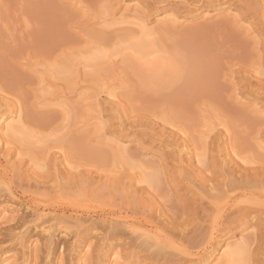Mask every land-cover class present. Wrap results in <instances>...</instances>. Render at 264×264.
<instances>
[{
  "label": "rangeland",
  "instance_id": "374dc122",
  "mask_svg": "<svg viewBox=\"0 0 264 264\" xmlns=\"http://www.w3.org/2000/svg\"><path fill=\"white\" fill-rule=\"evenodd\" d=\"M254 3L253 0H0V88L10 91L12 86L13 90L18 89L17 94H22L18 107L30 132L27 134L31 137L34 132L30 144L27 142L22 147L24 152L35 154L32 161H44L40 162L42 169L46 166L42 172L41 168L33 170L32 161H28L30 156L19 160L12 151L13 155L5 158L7 161L0 153V167L9 165L8 172L12 171L9 178L13 175L18 180V176L24 175L18 184L11 177L17 200L13 198L0 205V259L22 264L24 252L29 255L27 264H79L89 251L88 261L92 259L93 264H110L113 256L128 264H200L197 260L206 254L205 242L199 238L195 242L190 238L192 242L180 240L183 236L179 231L183 227L179 222L184 213L198 221L203 213L202 202L186 192L178 173L176 154L182 146L196 147L197 153L207 147L206 161L215 162L218 171L211 178L222 174L220 162L232 157L234 150L240 158L254 162L242 166L249 172L239 170L235 177L251 174V169H264V73L257 74L264 72V54L259 52L264 50V22L259 17L264 9L253 10ZM228 11L235 12L238 19ZM122 16L143 17L150 22L156 33L148 39L154 45L152 49L169 58L170 66L180 67L175 72L178 75L167 73L165 81L158 85L153 81L148 83L132 60L131 65L127 63L129 67L123 64L125 57L132 56V50L128 53L126 47L129 40L140 39V33L135 26L119 23ZM173 16L180 18V23L174 26L168 23ZM110 19L119 21L114 24L117 27L108 22ZM158 19L167 22L157 25ZM148 40L146 43L150 44ZM66 62H71L69 67ZM53 65L59 68L65 65L68 70L72 67V72L57 76L51 70ZM111 93L115 97L111 98ZM117 141L128 151L116 150L111 142ZM182 158L185 161L186 156ZM15 162L21 164L20 171L15 169L18 165ZM185 162L181 165L182 175L197 176L196 167L200 166L196 161ZM150 163L161 167L156 185L138 186L136 180L140 174H153ZM225 164L229 171L235 169L229 160ZM53 169L76 181V177L80 179L91 171V195L85 198L81 192L54 196L48 189L35 190L37 178L50 179V174H55ZM22 181L25 187H30L25 189ZM77 184L70 188L74 190ZM39 191L42 194L38 195ZM28 192L36 195L33 197ZM259 192L260 189L254 190ZM39 201L50 203L51 207L36 204ZM43 207L56 211L63 226L76 227L85 219L88 221L76 230L73 228L75 237L71 233L68 238L57 239L54 243L57 246H50L31 229L40 225L41 220L33 214ZM26 216L27 231L22 227ZM76 220H80L77 225ZM130 224L139 229L140 235L159 236L161 243L167 237L166 243L175 247L174 250H187L195 257L185 259L169 247H164L166 250L159 256L157 252L161 250L143 246L138 233V236L129 234L125 226ZM88 227L91 229L86 230ZM252 228L241 231L231 224L229 229L215 233L216 238L207 240L212 244L209 249L216 253L229 241V236H234L230 241H238L252 233ZM61 244L69 245L63 248ZM51 248L54 251L47 252ZM46 252L53 255L48 257ZM248 263L264 264V241L254 245L249 255L238 262Z\"/></svg>",
  "mask_w": 264,
  "mask_h": 264
},
{
  "label": "bare ground",
  "instance_id": "6f19581e",
  "mask_svg": "<svg viewBox=\"0 0 264 264\" xmlns=\"http://www.w3.org/2000/svg\"><path fill=\"white\" fill-rule=\"evenodd\" d=\"M209 1V0H208ZM213 1V0H212ZM255 2V3H254ZM253 3L255 4L254 6H251L252 9H256V11H259L261 12L263 9H264V1L261 2L260 0H256L254 1L253 0ZM187 4V3H186ZM222 4V3H221ZM257 5V7H256ZM186 7V6H185ZM200 7V6H199ZM187 8V7H186ZM195 8V7H194ZM198 9V8H197ZM253 9V10H254ZM189 10V9H188ZM126 11V10H125ZM255 11V12H256ZM229 13L233 14L234 16L236 15L235 12H232V11H228ZM125 13V12H124ZM127 13V12H126ZM136 13V12H135ZM118 14V13H117ZM1 15V14H0ZM111 15V14H110ZM128 15V14H127ZM171 14H169L170 16ZM207 15V14H206ZM209 15V13H208ZM108 16V15H107ZM121 17V16H120ZM119 17V18H120ZM168 17V16H167ZM206 17V16H205ZM236 18L238 17L237 15L235 16ZM234 17V20H237L236 18ZM259 17L262 18L263 22H264V14L263 12H261V16L259 15ZM162 18V17H161ZM166 18V17H165ZM112 19V17H111ZM111 19L108 21V22H111ZM260 19V18H259ZM113 20V19H112ZM116 20V19H115ZM114 20V21H115ZM159 20V21H158ZM156 22L157 25L158 23L161 25L163 24L164 20H161V19H158ZM261 20V19H260ZM156 21V19H155ZM119 22V21H118ZM117 21L116 22H111L113 25L114 24H117L118 23ZM167 22V20H166ZM166 22H164L166 24ZM170 22V24L172 26L174 25H177L178 23H180V18L178 17H171L170 20H168V23ZM262 23V21H260ZM0 23H2L1 21V18H0ZM25 23L24 22V26H25ZM121 24H128V25H132L135 26L137 29H138V33H140V39H135L133 38L134 40H129V44L126 46L129 48V50L131 49L132 50V56H127L124 58L123 60V64L128 65L130 63V60H132L139 68V70L141 72H143L145 75L144 77L146 79H148V83H150V81H153L155 84H158L160 85L163 81H165L163 78L168 74H172L175 73L177 70L180 71V67L178 68V66H175V65H171V60L169 58H166V57H163L161 56L160 54L156 53L153 49H152V43L150 42V40H148L151 36H154L156 33L153 32V29H151V27L149 26V23L147 21H145L143 19V17H140V18H137L136 16H122V22H119ZM7 24V23H6ZM111 24V25H112ZM264 24V23H263ZM110 25V26H111ZM119 25V24H118ZM153 25V24H152ZM21 26V25H20ZM23 26V25H22ZM29 25L26 24V29H28ZM116 26V25H114ZM120 26V25H119ZM117 27V26H116ZM153 27V26H152ZM162 28V27H160ZM3 29L4 32H7L8 30V27L5 25H3ZM136 29V30H137ZM155 30V29H154ZM10 32V30L8 31ZM7 34V33H6ZM1 35V34H0ZM10 36V35H9ZM141 37L143 38V41H141ZM123 39V38H122ZM132 39V38H131ZM153 39V38H152ZM257 39V38H256ZM144 40H145V43H144ZM149 41L150 44H147L146 41ZM127 41V40H126ZM255 41V40H254ZM256 42V41H255ZM126 43V42H125ZM119 44V43H118ZM122 44V43H121ZM123 45V44H122ZM151 45V46H150ZM92 47V46H91ZM156 47V46H155ZM121 48V47H119ZM89 49V48H88ZM118 49V48H117ZM127 49V48H125ZM155 49V48H154ZM131 50L128 52V53H131ZM98 51V49L96 50ZM102 51V50H101ZM100 51V52H101ZM115 51V49H114ZM125 51V50H124ZM99 52V55L101 54V56H99L100 58L103 57L102 53ZM260 53H263L264 54V50L263 51H259ZM116 53V51H115ZM127 53V54H128ZM84 54V53H83ZM122 54V53H121ZM114 55V54H113ZM124 55V54H122ZM121 55V56H122ZM171 57V55H169ZM86 57V56H85ZM91 57V56H90ZM95 57V55H94ZM97 57V56H96ZM99 57H97V59L99 60ZM106 58V57H105ZM123 59V57H121ZM127 58V59H126ZM128 58H130L128 60ZM68 59V58H67ZM70 59V58H69ZM86 59V58H84ZM89 59V58H88ZM92 60H94L93 58H90ZM125 59L127 60V62L125 61ZM173 59V58H171ZM72 60H75L72 58ZM71 60V61H72ZM104 60V59H103ZM70 61V60H69ZM126 62V63H125ZM176 62V61H175ZM67 63V62H66ZM71 63V62H70ZM70 63L68 64L67 63V67H69ZM178 63V62H177ZM62 64V63H60ZM73 65V64H72ZM75 65V63H74ZM127 65V67H129ZM65 65H63V68H59L57 65V70H56V67L53 65V67H55L53 69V67L51 68V70H53L55 72V74H57V76L61 75L62 73L64 75H67L65 74L66 72L70 73L72 72L71 68H66ZM180 66V65H179ZM64 67L66 69H64ZM89 67V66H88ZM59 68V69H58ZM183 67H181L182 69ZM61 69V70H60ZM63 69V70H62ZM132 69V68H131ZM67 70V71H66ZM184 70V69H183ZM260 70V69H258ZM52 71V72H53ZM64 71V72H63ZM178 72V71H177ZM176 72V73H177ZM89 73V71H88ZM175 73V74H176ZM264 72H258L257 74L258 75H261L263 74ZM62 74V75H63ZM71 75V74H70ZM67 76V77H71V76ZM178 75V74H176ZM174 75V77L176 76ZM173 77V78H174ZM172 78V79H173ZM66 80V78H64ZM162 81V82H161ZM152 82V83H153ZM153 83V84H154ZM154 84V85H155ZM163 86H165V84H163ZM160 87V86H159ZM186 87V86H185ZM19 93L18 92V89H14L13 90V87L11 86V90L8 91V90H2L0 88V153H2L3 157L2 158H6V157H10V155H13V152L17 153V155L19 156V160L22 158H29L30 156V159H28V161H32L31 158H32V154H29L27 152H24V148L22 147L23 145H25V143H29L30 144V138L32 137V134L34 133H31V137L29 136V134L27 133H30L27 131L26 129V126H25V119L23 117V115L21 114V110H20V107H18V103L19 101L22 99V94L19 95L17 94ZM110 95V94H109ZM111 98L112 97H115V95L113 96L112 93H111ZM62 103V101L60 102ZM65 104V103H64ZM100 120V118H99ZM27 123V122H26ZM100 125V124H99ZM29 130V129H28ZM32 132V131H31ZM34 136V135H33ZM27 138H29L27 140ZM258 137H256L257 139ZM112 144H114V147H116V150H118L119 152H127L128 150L126 149L127 147L124 146L123 143H120V142H111ZM33 144V143H32ZM26 146V145H25ZM29 146V145H28ZM198 146V145H197ZM263 146V145H262ZM33 147V146H32ZM31 147V148H32ZM259 149H262L260 148V145L257 146ZM41 148V147H40ZM196 147H193V148H189L187 146H182L181 150L177 152V156H178V170H179V174L181 175V181H182V184L183 186L185 187L186 189V192L189 193V194H192V196H195L197 197L198 199H200V201L202 202L201 204V210H202V215L200 217V219L197 221V219H189V216H187V214L184 213L185 217H183L181 222H179V224L181 223L182 225V229L179 231L180 235H182L183 237L180 238L181 239H188L190 238L192 241H194L195 239L199 238V240H202V242H205V245H204V251H206V254L199 257L198 258V262L197 263H200V264H238V262L242 261L243 259L246 258V256L249 255L250 251L252 250L253 246L259 244V242L261 241H264V169H259V170H255V169H251V174H247V175H244V176H238V177H235L239 170H242L243 172H249V170H246V169H242V166H245L247 164H253L254 162H252L251 160H245L243 158H240L236 151H230L232 155V157H230L228 160H229V163H233L234 166H235V169L232 170V171H229V167H225L226 166V161H228L227 159H223L220 164L221 166L219 169L222 174H220V176L216 177V178H211L215 175L218 174V171L215 170L216 168L215 167V162H208L206 161V158L207 157L206 153H207V147H205L204 149H201L202 151H199L200 153H197L195 150H197V148L195 149ZM233 149V148H232ZM29 150V149H28ZM34 150H37V149H34ZM200 150V149H199ZM13 151V152H12ZM23 151V153H22ZM46 151V150H45ZM193 151V152H192ZM31 153V151H29ZM118 152V153H119ZM12 153V154H11ZM15 153V155H16ZM27 153V154H26ZM39 153V152H38ZM29 154V155H28ZM42 154V153H41ZM143 154V153H142ZM35 155V154H34ZM47 155V154H46ZM186 156V159L185 161L186 162H189V163H192L193 160L196 161V163L200 166V167H196L197 168V172H198V175L197 176H185V175H182L181 173V168L183 165V163L185 161H183V158L182 156ZM26 156V157H25ZM41 156V155H40ZM16 157V156H15ZM147 157V156H145ZM227 157V156H226ZM225 157V158H226ZM1 158V156H0ZM177 158V157H176ZM11 159V158H10ZM147 159V158H146ZM208 159V158H207ZM7 160V159H5ZM34 160V158H33ZM46 160V159H45ZM8 161V160H7ZM6 161V163H7ZM18 161V160H17ZM192 161V162H191ZM21 162V161H20ZM28 162V163H30ZM41 162V160H40ZM40 162L38 161H32L30 164L33 166V170H36V169H40L41 172L44 170H46V166L45 168L42 169L41 167V164ZM46 162V161H45ZM53 162V161H52ZM185 162V163H186ZM13 163V161H12ZM17 163V162H15ZM22 163V162H21ZM33 163V164H32ZM39 163V164H38ZM42 164L44 163L41 162ZM228 163V162H227ZM18 165L17 168V171H20L18 170V166L21 165L20 163H17ZM193 164V163H192ZM14 165V163L12 164ZM10 165V166H12ZM45 165V164H44ZM145 165V164H144ZM9 166V165H8ZM8 166H3L1 165L0 167V205L1 203H9V201L13 198H16L17 200V197H16V193H17V189L14 190L12 189L13 187H11V176L9 178V174L12 172H8ZM15 166V165H14ZM25 166V164L22 163V167ZM39 168H36L38 167ZM54 166V165H53ZM197 166V165H195ZM194 166V167H195ZM13 167V166H12ZM20 167V166H19ZM20 167V168H22ZM55 167V166H54ZM145 166H143L144 168ZM148 167V166H147ZM149 167L153 170L151 173V176H147L145 174H140L139 178L136 180L137 181V185L139 186V184H142L144 183L145 185H148V186H153L154 187V184H155V181L157 180L158 174H161L160 172V166H156V163H150ZM35 168V169H34ZM52 168V167H51ZM57 168V167H56ZM59 168V167H58ZM196 168H193V169H196ZM12 169V168H11ZM14 169V167H13ZM30 169V168H29ZM39 170V171H40ZM55 174L54 173H51L49 176L51 177L50 179L46 178L45 176H40L39 177H45V178H37L39 181L37 180L36 181V185L34 187L35 190H39L41 191V189H44L42 192L46 191V189H48V191H51L52 193H54V196H60L61 194H69V193H74L75 195H80L81 192H82V195L86 198H88L90 195H91V186H92V182H91V171L90 172H87L84 174V176H80L78 179V177H76V180H73L74 178L69 176V175H60V174H57V169H53ZM73 170V169H72ZM78 170V169H77ZM76 170V171H77ZM142 170V169H141ZM146 170V169H145ZM26 171V170H25ZM30 171V170H29ZM28 171V172H29ZM87 171V169H86ZM27 172V173H28ZM146 172V171H145ZM193 172V171H192ZM19 173V172H17ZM16 173V174H17ZM33 173V172H32ZM23 174L26 175V172L23 171ZM37 174V173H36ZM49 174V173H47ZM54 176H53V175ZM73 174V173H72ZM185 174V172H184ZM35 175V174H34ZM75 175V173H74ZM142 175V176H141ZM157 175V177H156ZM192 175V173H191ZM18 176V175H17ZM20 176H24V175H20ZM19 177V179L21 180L22 177ZM78 176V175H76ZM183 176H185V178H183ZM222 176V177H221ZM31 177V176H30ZM221 177V179H219ZM14 178V176H13ZM32 178V177H31ZM35 178V177H34ZM18 179V180H19ZM15 180V178H14ZM13 180V183L15 184ZM18 180H15L16 182ZM19 180V181H20ZM22 180H26V177ZM28 180V179H27ZM50 180V185L47 184V181ZM35 181V180H34ZM76 181V182H75ZM77 184L78 182V187L74 188V190H72L70 188V185H76L75 183ZM188 182V183H186ZM23 183V181L21 182ZM28 182H26V185H27ZM72 183V184H71ZM18 184V182H17ZM20 185V184H19ZM17 185V186H19ZM24 187H25V183H23ZM29 185V184H28ZM34 185V183H33ZM32 185V187H33ZM135 185V186H137ZM156 185V184H155ZM22 186V185H21ZM144 186V185H143ZM27 187H30L29 186H26L25 189H27ZM31 187V188H32ZM75 187V186H74ZM141 187V186H140ZM149 187V188H150ZM183 187V188H184ZM17 188V187H16ZM19 190L21 189L20 186L18 187ZM154 189V188H153ZM256 189H260L261 192L259 193H254V190ZM22 190V189H21ZM20 190V191H21ZM29 191L26 190V192ZM32 191V190H31ZM30 191V193H31ZM34 191V190H33ZM39 191L38 195L42 194L41 192ZM25 192V191H24ZM23 192V193H24ZM25 192L26 196H27V193ZM38 192V191H37ZM29 193V192H28ZM29 195H32L34 197V193L33 192L32 194ZM135 193V192H134ZM137 193V192H136ZM36 195V193H35ZM25 196V195H23ZM29 197V196H28ZM32 197V198H33ZM25 198V197H24ZM27 198V197H26ZM39 198H41V196H39ZM54 198V197H52ZM69 198V197H68ZM84 198V199H85ZM19 199V198H18ZM21 199V198H20ZM31 199V198H30ZM44 199V198H43ZM67 199V198H66ZM83 199V200H84ZM92 199V198H91ZM33 200V199H32ZM35 200V199H34ZM51 200V199H50ZM58 200V199H57ZM89 200V199H88ZM88 200L86 201L88 203ZM19 201V200H18ZM28 201V199H27ZM26 201V202H27ZM55 201V200H54ZM91 201V200H90ZM25 202V204H26ZM30 202V201H29ZM34 202V201H32ZM57 202V201H56ZM145 202V201H144ZM143 202V203H144ZM24 203V202H23ZM45 203V202H44ZM42 202L39 201L36 202V204H44ZM33 204V203H32ZM50 203L48 204H44L45 206H49ZM40 205V206H41ZM51 205V204H50ZM150 205V204H149ZM204 205V206H203ZM32 206V205H31ZM31 206H29L28 208H31ZM38 206V205H37ZM47 206V207H48ZM47 207H43V211L40 210V212H35V207L34 208V213L33 216L35 215L36 218L38 220H41L40 222V225H36V226H33L31 229H32V232H36V234H38L40 236L41 239H45L44 241H47L46 243H48L50 246H57V244L54 245V243L57 241V239H64V238H68L70 236V234L72 233L73 236L77 235L75 234L76 231L72 232L73 228L76 230L77 226L78 227H81L83 223H85L86 221L88 220H84L83 223H80V220H76L77 223L76 225L78 224V221L80 224H78L76 227H67V226H63L62 222L63 221H60L59 220V216L56 215V211L54 212L53 210L49 209L51 206H49V208ZM27 209V208H26ZM53 209V208H52ZM161 209V208H160ZM32 210V209H31ZM29 210V211H31ZM39 210V209H38ZM27 212V211H26ZM48 212V213H47ZM4 214H6L5 212H3ZM30 213V212H29ZM48 214H52L53 216H51L52 218L50 219H46L45 217L48 215ZM175 214V213H174ZM32 215V214H31ZM183 215V214H182ZM181 216H177V217H182ZM30 216V215H29ZM156 216V215H155ZM160 216V215H159ZM172 216V215H171ZM2 217V216H1ZM27 217L26 216L23 220H24V223L25 221L27 220ZM32 217V216H31ZM61 217V216H60ZM156 218V217H155ZM159 218V217H158ZM165 218V217H164ZM62 220V219H61ZM173 220H174V217H173ZM29 222H31L30 220H28ZM168 221V220H167ZM170 221V220H169ZM38 222V221H37ZM67 223V221L65 222ZM126 223V222H125ZM133 223V222H132ZM164 223V222H163ZM23 224V222H22ZM157 224H159L157 222ZM166 224V222H165ZM164 224V225H165ZM178 224V225H179ZM231 224H234L236 226V228H239L241 231L245 230L249 227H253L252 228V233L250 234H247V235H244V236H240L238 237L240 240L238 241H230L232 240V238L234 236H229L227 240H229L228 242L224 243L222 246H220L218 248V250H216V253L214 250H210V245L211 242H208L210 240H213V238H216V237H213V235L215 233H219V231L221 230H225V229H229ZM18 225V224H17ZM16 225V226H17ZM24 225H27L26 223L23 224V228L25 227ZM68 225V224H67ZM116 225V224H115ZM118 225V224H117ZM132 225V224H130ZM134 225H136L134 223ZM138 225V224H137ZM136 225V226H137ZM177 225V226H178ZM21 226V225H20ZM20 226L18 225L17 227L19 229ZM113 226V225H112ZM119 226V225H118ZM117 226V227H118ZM135 226V227H136ZM168 226V225H167ZM180 226V225H179ZM16 227V228H17ZM30 227V226H29ZM91 227V225H90ZM90 227H88V229L86 230H89L91 229ZM103 227V226H102ZM116 227V226H115ZM127 227V231L129 232V234H132L134 236H139L138 237H141L142 238V245L145 246L146 248L147 247H157L156 250H161L159 252H157L159 254V256H162V251H164V247H169V248H172L173 250L175 249V247H172V245L169 243H166V240H169V238L166 237V239H164L163 243H161V237L158 236L155 237L156 235L154 236H148L146 235V233L143 235L141 233L140 235V232H139V229L136 227H134L133 225L132 226H125ZM160 227V226H159ZM15 228V227H14ZM17 228V230H18ZM22 228V229H23ZM26 228V229H25ZM24 229L27 231L29 230L27 227H25ZM87 228V227H86ZM97 228V226H96ZM257 228V229H255ZM13 229V227L11 228V230ZM30 229V230H31ZM94 229V228H93ZM113 228H111L112 230ZM8 230V229H7ZM6 230V231H7ZM163 230V229H162ZM166 230V229H165ZM10 229L7 231L9 232ZM16 231V229H15ZM19 231V230H18ZM23 231V230H22ZM31 232V231H30ZM114 232V231H113ZM166 232V231H165ZM189 232V233H187ZM81 233V232H80ZM88 233V232H87ZM93 233V232H92ZM116 233V232H115ZM138 233V234H137ZM244 233V232H243ZM71 234V235H72ZM79 234V232H78ZM95 234V233H94ZM137 234V235H136ZM80 235V234H79ZM145 238H143L142 236H145ZM193 235V236H192ZM239 235V234H238ZM5 236H7V233L5 234ZM16 237V235H13ZM23 236V235H22ZM74 236V237H75ZM132 236V237H134ZM188 236V237H187ZM19 237V236H18ZM22 238V237H21ZM95 238V237H94ZM136 238V237H134ZM7 239V238H6ZM5 239V240H6ZM25 239V238H24ZM23 239V240H24ZM70 239H73V238H70ZM137 239V238H136ZM135 239V240H136ZM163 239V238H162ZM189 240V239H188ZM188 240H186L188 242ZM191 240H189L190 242H192ZM208 240V241H207ZM69 241V240H68ZM65 242V243H69V242ZM137 241V240H136ZM139 241V240H138ZM21 242V241H20ZM24 242V241H23ZM40 242V241H39ZM140 242V241H139ZM189 242V243H190ZM195 242V241H194ZM198 242V240L196 241ZM60 243V242H59ZM74 243V242H73ZM222 243V242H221ZM16 244V243H15ZM47 244V245H48ZM71 244V243H69ZM68 244V245H69ZM162 244V245H160ZM195 244V243H194ZM197 244V243H196ZM14 245V244H13ZM22 245V244H21ZM46 245V246H47ZM62 245V244H61ZM68 245L67 247L65 246L64 244V247L68 248ZM140 245V244H139ZM141 245V247H143ZM192 245V244H191ZM20 246V245H19ZM44 246V248L46 247ZM74 246V245H73ZM49 247V246H48ZM63 247V245H62ZM61 247V248H62ZM63 247V248H64ZM15 248V246H14ZM23 248V247H22ZM21 248V249H22ZM26 248V247H25ZM62 248V250H63ZM65 248V249H66ZM148 248V250H149ZM163 248V249H162ZM210 248V249H209ZM214 248V247H213ZM7 249V248H5ZM47 249V247H46ZM45 249V250H46ZM53 248H51V250H48L47 252L49 251H54L52 250ZM86 249L88 250V247H86ZM140 249V248H139ZM154 249V250H155ZM216 249V248H215ZM8 250V249H7ZM76 250V249H75ZM143 250V248H142ZM145 250V249H144ZM143 250V251H144ZM166 250V249H165ZM176 250L178 251V253H180L181 255L183 254V256L186 258H190L193 257V255L188 252L187 250L184 251V250H180V249H177ZM174 250V251H176ZM11 251V250H10ZM147 251V249H146ZM172 251V250H170ZM46 254L48 255V257L50 255H53L50 254V253H47ZM67 252V251H66ZM89 251H86L87 255L84 256L83 260L81 263L79 264H93L92 262V259L91 261H88L89 257H87L89 254H88ZM166 252V251H165ZM208 252V253H207ZM9 253V252H8ZM21 253V252H20ZM85 253V254H86ZM156 253V255H157ZM168 253V252H167ZM176 253V252H175ZM215 253V254H214ZM23 256L22 258V264H27L28 263V257L26 253H22ZM50 254V255H49ZM113 254V253H112ZM154 252H153V257H154ZM179 254V255H180ZM198 254V253H197ZM46 255V256H47ZM67 255V254H66ZM155 255V256H156ZM165 255V254H164ZM175 255V254H174ZM17 256V255H16ZM29 256V255H28ZM45 256V258H46ZM68 256V255H67ZM75 256V255H74ZM116 256V255H115ZM158 256V255H157ZM167 256V255H166ZM176 256V255H175ZM178 256V255H177ZM182 256V257H183ZM47 257V258H48ZM87 257V259H86ZM169 257V256H167ZM166 257V258H167ZM171 257V256H170ZM183 257V258H184ZM195 257V255H194ZM250 257V256H249ZM18 258V257H17ZM20 260H21V257H19ZM52 258V256H51ZM68 258V257H67ZM112 258V257H111ZM115 258V259H114ZM116 258L118 257H114L113 256V259L112 261L110 262V264H128V263H121L119 261L116 260ZM122 258V257H121ZM180 258V256H179ZM53 259V258H52ZM61 261H62V256H61ZM64 259V258H63ZM71 259V258H70ZM171 259V258H170ZM175 259V258H174ZM17 260V259H16ZM30 260V259H29ZM34 260V259H33ZM32 260V261H33ZM48 261H50L49 259H47ZM119 260V258H118ZM177 260V259H176ZM180 260V259H179ZM47 261V262H48ZM70 261V260H68ZM74 261V260H73ZM185 261V260H184ZM16 262V263H14ZM13 263L12 262H9V260H4L3 258L0 259V264H18L17 262L18 261H14ZM30 262V261H29ZM72 262V260H71ZM193 262V261H192ZM191 262V263H192ZM20 263V262H19ZM33 264H36V262H32ZM49 263V262H48ZM53 263V262H52ZM60 263V261H59ZM190 263V262H189ZM47 264V263H46ZM51 264V263H50ZM74 264V263H72ZM77 264V263H76ZM96 264V263H95ZM108 264V263H107ZM249 264V263H248Z\"/></svg>",
  "mask_w": 264,
  "mask_h": 264
}]
</instances>
